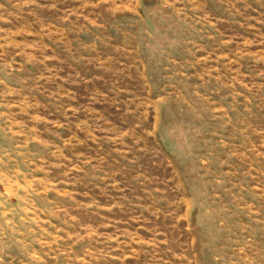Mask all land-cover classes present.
Segmentation results:
<instances>
[{"label":"rangeland","instance_id":"rangeland-1","mask_svg":"<svg viewBox=\"0 0 264 264\" xmlns=\"http://www.w3.org/2000/svg\"><path fill=\"white\" fill-rule=\"evenodd\" d=\"M0 264H264V0H0Z\"/></svg>","mask_w":264,"mask_h":264}]
</instances>
